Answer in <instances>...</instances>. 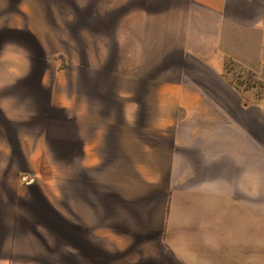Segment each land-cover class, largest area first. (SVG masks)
Wrapping results in <instances>:
<instances>
[{
  "label": "crops",
  "instance_id": "0c3cea01",
  "mask_svg": "<svg viewBox=\"0 0 264 264\" xmlns=\"http://www.w3.org/2000/svg\"><path fill=\"white\" fill-rule=\"evenodd\" d=\"M262 249L264 0H0V264Z\"/></svg>",
  "mask_w": 264,
  "mask_h": 264
},
{
  "label": "rangeland",
  "instance_id": "374dc122",
  "mask_svg": "<svg viewBox=\"0 0 264 264\" xmlns=\"http://www.w3.org/2000/svg\"><path fill=\"white\" fill-rule=\"evenodd\" d=\"M233 74L237 82L243 83L248 79V75L243 71L235 70L233 71ZM259 86H261V82L259 83ZM262 264H264V249H262Z\"/></svg>",
  "mask_w": 264,
  "mask_h": 264
}]
</instances>
